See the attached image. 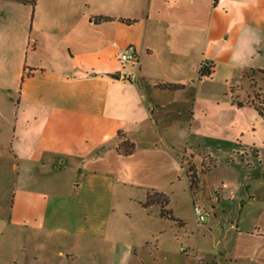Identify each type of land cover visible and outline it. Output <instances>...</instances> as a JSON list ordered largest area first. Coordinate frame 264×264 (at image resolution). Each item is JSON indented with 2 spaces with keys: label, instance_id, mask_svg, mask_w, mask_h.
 <instances>
[{
  "label": "crops",
  "instance_id": "0c3cea01",
  "mask_svg": "<svg viewBox=\"0 0 264 264\" xmlns=\"http://www.w3.org/2000/svg\"><path fill=\"white\" fill-rule=\"evenodd\" d=\"M128 45L137 49L138 63L121 66L117 53ZM237 51L264 53V0H0V89L17 87L20 103L35 110L31 123L14 128L21 135L8 149L15 161L12 208L26 196L47 195L18 185L31 167L40 165L44 174L99 167L117 181L164 194L188 249L204 252L197 264H217L216 253L227 264H264V118L226 95L232 81L264 79V64L234 61ZM210 65L212 74L199 78L200 67ZM117 71L120 79L112 78ZM38 87L59 102L43 106L33 96ZM125 140L134 145L129 155L116 151ZM227 153L241 156L247 168L219 179L216 205L193 197ZM251 154L253 163L246 161ZM204 158L214 161L207 172L200 169ZM107 160L121 168L101 169ZM187 163L199 178L195 190ZM190 202L204 215L203 221L194 215L195 241L181 207ZM16 212L33 220L38 214ZM147 237L157 245L162 232Z\"/></svg>",
  "mask_w": 264,
  "mask_h": 264
},
{
  "label": "rangeland",
  "instance_id": "374dc122",
  "mask_svg": "<svg viewBox=\"0 0 264 264\" xmlns=\"http://www.w3.org/2000/svg\"><path fill=\"white\" fill-rule=\"evenodd\" d=\"M232 58L249 67L264 64L263 52L254 51L243 56L237 51ZM259 76L254 77V85V80L232 81V93L226 88V95L232 94V101L240 107L254 108L253 100L264 102V79ZM16 88L0 89V122H4L1 129L5 131V134L0 133V264H197V260L204 257L202 250L197 256L191 253L188 249L190 241L183 236L184 228L180 229L174 219L162 217L159 205L145 206V189L133 186L129 181H117L113 176L101 173L99 167L50 168L48 174H44L46 170L40 165L31 167L27 175L21 173L18 185L23 187L26 184L29 189L38 193L43 191L47 195L43 198L26 196L20 207L15 203L12 208L10 193L14 188L15 171L11 165L15 161L12 154L9 156L8 149L21 135L19 130L15 133L14 128L19 129L35 113L29 103H20ZM45 91V87L32 89L33 96L41 98L43 106L54 100L59 102L47 96ZM261 107L264 109V104ZM164 138L168 140L170 137ZM259 156L264 158L263 150ZM231 160L228 153L226 158L216 159V168L210 172L212 174L203 190L192 196L205 204L211 201L216 205L213 188L219 179L237 178L241 175L238 173L240 166L247 168L241 156L236 154L234 161ZM247 160L255 162V154ZM228 164L233 174H228ZM100 168L114 172L121 166L107 160ZM45 178L46 182H42ZM184 181H181L183 185ZM181 207L187 213L188 237L195 241L191 202L189 207ZM29 209L38 211L36 220L17 215L16 210L23 212ZM226 214L224 219L232 217V214ZM152 231L155 234L162 232L157 245L147 237ZM215 255L217 264H227L219 253Z\"/></svg>",
  "mask_w": 264,
  "mask_h": 264
},
{
  "label": "trees",
  "instance_id": "16d2710c",
  "mask_svg": "<svg viewBox=\"0 0 264 264\" xmlns=\"http://www.w3.org/2000/svg\"><path fill=\"white\" fill-rule=\"evenodd\" d=\"M217 1L218 0H214V4L217 3ZM107 20H109V18L107 17H97L96 18L97 22H105ZM123 21L127 23L130 22L128 20H123ZM211 68H212V65L200 67L198 71V77L202 78L204 76H210L212 74ZM260 73L264 76V71H260ZM159 88L168 89V90H179L182 88V86L178 84H162V85H159ZM252 104L254 108L258 111V113L264 117V109L263 107H261L262 104L264 103L263 102L260 103L257 100L256 101L253 100ZM133 148H134L133 143L129 142L128 140H125L122 143L117 145L116 151L124 155H129L131 151L133 150ZM200 167H201L200 168L201 172H207L214 167V161L210 158H204ZM186 175L189 179L190 188L192 190L197 189V186L199 184V178L196 173V170L190 163L186 164ZM166 204H167V200L164 194L154 191V190L148 191L146 193L145 206L159 205L160 215L162 217H168L169 219H173L165 208Z\"/></svg>",
  "mask_w": 264,
  "mask_h": 264
},
{
  "label": "built area",
  "instance_id": "2783aa9c",
  "mask_svg": "<svg viewBox=\"0 0 264 264\" xmlns=\"http://www.w3.org/2000/svg\"><path fill=\"white\" fill-rule=\"evenodd\" d=\"M138 51L133 45H128L118 51L117 53V60L120 65H125L127 63H133L137 64L138 63ZM193 213L196 217L197 221H203L204 215L198 205H193Z\"/></svg>",
  "mask_w": 264,
  "mask_h": 264
},
{
  "label": "water",
  "instance_id": "95a60500",
  "mask_svg": "<svg viewBox=\"0 0 264 264\" xmlns=\"http://www.w3.org/2000/svg\"><path fill=\"white\" fill-rule=\"evenodd\" d=\"M111 77L114 79H120V77H121L120 71H117V72L111 74ZM128 80H130V79H128Z\"/></svg>",
  "mask_w": 264,
  "mask_h": 264
}]
</instances>
